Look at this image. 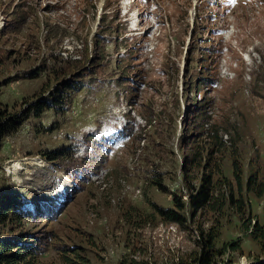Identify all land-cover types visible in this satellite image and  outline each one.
I'll return each mask as SVG.
<instances>
[{
  "label": "rangeland",
  "instance_id": "1",
  "mask_svg": "<svg viewBox=\"0 0 264 264\" xmlns=\"http://www.w3.org/2000/svg\"><path fill=\"white\" fill-rule=\"evenodd\" d=\"M0 83L26 113L0 144V192L46 201L17 228L48 238L35 264H63L71 246L91 264H198L215 232L216 264L264 261L243 226L262 219L246 181L264 180V0H0ZM218 164L214 198L192 209L186 183Z\"/></svg>",
  "mask_w": 264,
  "mask_h": 264
},
{
  "label": "trees",
  "instance_id": "2",
  "mask_svg": "<svg viewBox=\"0 0 264 264\" xmlns=\"http://www.w3.org/2000/svg\"><path fill=\"white\" fill-rule=\"evenodd\" d=\"M74 69H78V66L75 65ZM83 72V70L74 74H72L73 72H70L72 74V77H75V79L71 80V84L68 80L66 83H64V86H69L71 89L80 88L83 85ZM33 73V75H35L37 74V71ZM2 84L0 83V86ZM62 97H64L63 94L61 97H59V100ZM57 98L58 97L52 100L54 102H59ZM47 107L48 102L41 100L31 106V112L34 115L39 116L40 113L43 110H46ZM25 117L26 113H23V115L20 116L16 112H11L9 110L8 105L3 104L0 101V144L6 136L15 132L19 128L21 122ZM148 125H152V122L148 121ZM216 139L222 144L221 137L218 139L216 136ZM191 150L192 158H195L197 156L199 159L203 158V148L199 151H197L196 148H193ZM58 151L61 152V154L63 152V150ZM211 152L212 150H208V154H211ZM46 156L48 158H51L52 153L47 152ZM209 158L210 157H208L207 159ZM206 161L207 164L208 160ZM200 162L201 160L197 162L199 163V166ZM232 166L236 180H238V182L241 181V177L239 174V165L237 164L235 159L233 160ZM216 172H222L220 164L216 165L215 168L209 171L208 173L201 174V184L195 191L191 189L193 187L186 183L187 188L190 189L188 200L186 202L192 207V209H199L202 207L209 206L211 200L214 198L213 192L215 190V183H213V175ZM258 180L259 179L255 174H249V177L246 181V186L248 190L254 187L255 195L257 197L263 198L262 219L259 220L255 217L256 219L253 218L254 222H252V218H248V222H250V224L246 226L243 223V226L245 227L246 234L248 236H250L254 240L260 241L261 244H264V180ZM223 181L226 185L227 183H229L227 179ZM151 183L155 186L162 187V183L159 178L152 179ZM44 199L45 198L43 197H38V199L36 200L35 198H28L23 196L22 194L19 195L18 193L11 194L9 192H0V226H9L6 229L4 228L3 230L1 229L2 227H0V264H35L36 262H38L40 256L45 254L47 250L48 238H45L42 235L40 237H37L32 233H29L28 231L22 232L20 230H17V228L21 225L27 224V220L33 221V219L42 216V206L39 205L42 204V202H46ZM228 201L229 205H231V203L236 205L238 208V212H241V210L243 209L241 199H235L232 198L231 195H229ZM174 203L177 207L182 209L184 208L185 201H180L179 199H176L174 200ZM248 206L250 207V205ZM153 208L156 210L157 213L167 217L171 221L179 222L180 220L179 216L176 215L173 209H161V207H158L156 205H153ZM248 212L249 211H247V213ZM207 234V238L203 240V243L207 246L208 251L204 250L202 254L198 257V264H216L214 259L215 254L214 251H212L215 247L216 232ZM234 248H236V246H234L233 249ZM81 251H83V249L78 246L63 248V264H91L89 259L85 255H83ZM130 264L135 263L132 261ZM255 264H264V262L260 261Z\"/></svg>",
  "mask_w": 264,
  "mask_h": 264
},
{
  "label": "bare ground",
  "instance_id": "3",
  "mask_svg": "<svg viewBox=\"0 0 264 264\" xmlns=\"http://www.w3.org/2000/svg\"><path fill=\"white\" fill-rule=\"evenodd\" d=\"M30 160L31 161H28L29 165H32V164H34V162H36L35 161L36 159L35 160L34 159H30ZM22 169H25V168L18 161L14 162L12 167L10 166V170H12V172H14V173H17V171L22 170Z\"/></svg>",
  "mask_w": 264,
  "mask_h": 264
},
{
  "label": "water",
  "instance_id": "4",
  "mask_svg": "<svg viewBox=\"0 0 264 264\" xmlns=\"http://www.w3.org/2000/svg\"><path fill=\"white\" fill-rule=\"evenodd\" d=\"M262 262H264V261H262Z\"/></svg>",
  "mask_w": 264,
  "mask_h": 264
}]
</instances>
